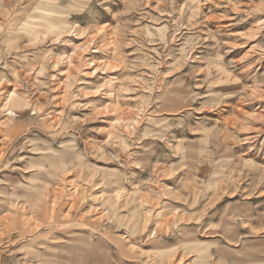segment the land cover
I'll return each mask as SVG.
<instances>
[{
	"label": "rangeland",
	"instance_id": "rangeland-1",
	"mask_svg": "<svg viewBox=\"0 0 264 264\" xmlns=\"http://www.w3.org/2000/svg\"><path fill=\"white\" fill-rule=\"evenodd\" d=\"M0 264H264V0H0Z\"/></svg>",
	"mask_w": 264,
	"mask_h": 264
}]
</instances>
